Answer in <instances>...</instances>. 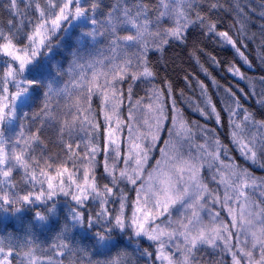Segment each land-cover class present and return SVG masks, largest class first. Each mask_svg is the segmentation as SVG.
<instances>
[{
	"label": "snow or ice",
	"instance_id": "obj_1",
	"mask_svg": "<svg viewBox=\"0 0 264 264\" xmlns=\"http://www.w3.org/2000/svg\"><path fill=\"white\" fill-rule=\"evenodd\" d=\"M250 3L233 0L222 28L220 0H0V216L30 215L0 235V264H264V74L245 71L264 66V23L253 56ZM194 34L233 50L225 70L246 87L217 101L198 81L193 100L162 75Z\"/></svg>",
	"mask_w": 264,
	"mask_h": 264
},
{
	"label": "trees",
	"instance_id": "obj_2",
	"mask_svg": "<svg viewBox=\"0 0 264 264\" xmlns=\"http://www.w3.org/2000/svg\"><path fill=\"white\" fill-rule=\"evenodd\" d=\"M112 0H103L104 5H110ZM233 0H220V4L223 6L224 10L218 11L216 15L223 20V24L221 27H226L232 20L234 13L228 11L231 7ZM240 3L247 4L249 0H240ZM264 3V0H251L250 7L255 8L256 12L252 14L250 20L248 22V33L251 35L252 33L257 34V40L255 43L249 45V53L253 56L255 55L254 49L259 43V32L260 25L264 23L259 16V12L262 10L260 8V4ZM194 43H199L202 48H204V53L200 54V64H203L205 68H207V73L202 70L199 64H197L196 59H194L189 54V49L192 48ZM206 53H212L217 56V58L224 62L225 67H218L213 65L209 60ZM233 50L228 46H219L217 44L210 43L208 41H201L198 39V35L194 34L190 40L188 48H180L177 47L173 50H170L168 53V65L166 69L163 71L162 75H166L168 79H170L175 88L177 90L183 89L185 97H192L195 100L196 97L200 96V88L198 87L197 82L203 81L204 84L208 87V94L213 96L215 100H219L221 97L218 95V92L223 91L225 87H232L234 90L237 89V86L240 88L246 87V81L238 80V78H234L230 73H228L225 68L227 66L228 61L233 60ZM238 59V58H237ZM256 64H259V61H256ZM245 71L249 76H259L264 74V66L254 67L251 70L247 69L245 66ZM188 77V79H185ZM219 83L221 86L220 89H217L213 84L212 78ZM245 103L248 106H254L259 109V105L255 104L254 98L246 99ZM189 114L193 116V118H199L197 113H192L189 110ZM219 131L223 134L224 129L220 128ZM30 219V215H26L23 218V223L17 221L14 218H4L0 216V235H7L9 233H15L23 235L24 225ZM56 226L54 224H49L47 227H40L34 230V238L35 243L39 244L42 247H46L48 244L52 243V237L55 235ZM73 240L79 244H87L88 241L85 237L84 233H79L76 235ZM94 259L103 257H93ZM71 257H65L66 264Z\"/></svg>",
	"mask_w": 264,
	"mask_h": 264
}]
</instances>
